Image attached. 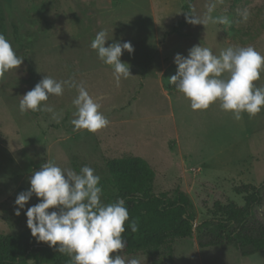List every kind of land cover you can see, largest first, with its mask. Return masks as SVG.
Here are the masks:
<instances>
[{
	"label": "rangeland",
	"instance_id": "rangeland-1",
	"mask_svg": "<svg viewBox=\"0 0 264 264\" xmlns=\"http://www.w3.org/2000/svg\"><path fill=\"white\" fill-rule=\"evenodd\" d=\"M189 3L193 16L203 19L211 7V16L228 22L188 23L176 30ZM101 30L108 33L106 46L131 42L134 48L121 57L131 75L119 84L91 48ZM0 34L24 59L0 75V234L29 229L25 213L39 199L33 196L20 216L15 200L47 160L77 172L92 167L107 204L117 197L108 161L140 157L155 172L154 194L173 196L180 187L190 196L197 215L194 237L176 240L171 257L164 251L113 256L139 264H264V250L244 257L234 243L203 248L208 240L200 228L221 208L245 207L247 195L238 189L264 183V109L236 120L219 103L194 111L183 94L165 88L167 71L177 67L175 56L187 57L196 45L216 55L252 46L264 56V0H0ZM46 75L68 82L63 95L44 102L56 118L46 111L22 113L21 97ZM255 83L264 86V71ZM80 84L109 119L107 128L74 131ZM254 211V223L264 227V202Z\"/></svg>",
	"mask_w": 264,
	"mask_h": 264
},
{
	"label": "clouds",
	"instance_id": "clouds-1",
	"mask_svg": "<svg viewBox=\"0 0 264 264\" xmlns=\"http://www.w3.org/2000/svg\"><path fill=\"white\" fill-rule=\"evenodd\" d=\"M211 10L210 7L203 19L187 15V22L192 25L228 22L227 18L211 16ZM107 41V31L101 30L92 40L91 48L104 64L111 66L119 84L121 78L131 75L130 65L122 62L121 57L124 51L133 53L134 48L131 42L106 46ZM23 62L11 42L0 34V75L19 68ZM174 62L178 70L169 83L190 101L192 110H204L219 103L223 111L239 120L242 113L254 116L264 109V86L255 83L264 71V56L252 46L228 47L216 55L212 49L196 45L187 57L177 54ZM66 83L46 75L21 97L20 111H46L56 118L54 109L44 102L52 95H63ZM75 87L78 92L73 100L76 111L71 120L74 131L96 133L107 128L110 121L100 111V105L83 84ZM100 181V176L90 166L85 165L77 172L47 160L38 171L32 172L30 188L17 195L15 215L20 216L21 210L36 196L40 202L27 208L25 213L27 227L37 242L67 255L70 264H139L136 259L126 262L121 254L112 255L126 247L125 224L130 217L124 199L102 202ZM128 227L136 232L138 222L133 219Z\"/></svg>",
	"mask_w": 264,
	"mask_h": 264
},
{
	"label": "trees",
	"instance_id": "trees-1",
	"mask_svg": "<svg viewBox=\"0 0 264 264\" xmlns=\"http://www.w3.org/2000/svg\"><path fill=\"white\" fill-rule=\"evenodd\" d=\"M183 21L176 30L188 24L187 15L193 16L191 3L184 7ZM177 67L165 75V88L171 93H179L169 79L177 74ZM107 168L111 184L117 191V199H124L130 220L138 222V231L132 232L126 222L124 238L128 255H158L163 251L169 257L173 253L176 240L194 237L197 215L190 196L178 187L173 196L154 194L152 182L155 172L148 162L140 157H126L108 161ZM246 194V205L221 208L218 215L205 220L200 228L208 240L205 247L234 243L244 257L264 250V227L254 223L255 208L264 202V183L261 187L246 186L238 189ZM115 200V201H116ZM40 201L38 200L37 203ZM59 246L57 245V248ZM70 264V258L43 242H37L30 229L20 234H0V264Z\"/></svg>",
	"mask_w": 264,
	"mask_h": 264
}]
</instances>
